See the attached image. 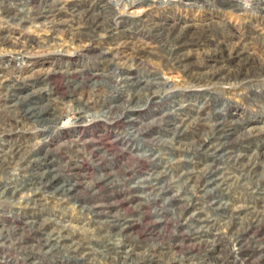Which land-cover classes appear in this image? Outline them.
<instances>
[{
	"label": "rangeland",
	"instance_id": "1",
	"mask_svg": "<svg viewBox=\"0 0 264 264\" xmlns=\"http://www.w3.org/2000/svg\"><path fill=\"white\" fill-rule=\"evenodd\" d=\"M6 80L0 264H264V0H0Z\"/></svg>",
	"mask_w": 264,
	"mask_h": 264
},
{
	"label": "bare ground",
	"instance_id": "2",
	"mask_svg": "<svg viewBox=\"0 0 264 264\" xmlns=\"http://www.w3.org/2000/svg\"><path fill=\"white\" fill-rule=\"evenodd\" d=\"M115 1V0H114ZM117 1H119V0H117ZM7 82H9V83H12V80L10 81H3L2 82V85L0 86V87H2V88H6L7 89V94H6V99H8L10 96H12L13 95V97H15V96H18V94H16V92H15V90H14V86H16L15 85V83L16 82H18V81H16L14 84L12 83V84H5V83H7ZM148 84V83H147ZM8 87V88H7ZM1 92V91H0ZM9 93V94H8ZM2 94V93H1ZM4 96H5V93H4ZM19 100H22V98L21 97H17ZM24 99H26L25 97H23ZM133 98V97H132ZM9 101V100H8ZM131 101H132V99H131ZM14 104L15 103H13V106H14ZM18 104V103H17ZM9 106V105H8ZM10 108V107H9ZM47 108V107H46ZM15 109V108H14ZM13 109V110H14ZM36 108H33V109H30V110H27L28 112H26L25 111V113H26V115L27 116H29L30 118H34V119H37L38 117H40L41 116V114L43 113V111H42V109L41 110H37ZM16 112V111H15ZM47 112V111H46ZM17 113V112H16ZM14 114V113H13ZM52 119V118H51ZM40 120V119H39ZM45 120V119H44ZM17 145V144H16ZM20 146V145H19ZM18 147V146H17ZM15 148V147H14ZM19 150L21 151V149L19 148ZM14 152V151H13ZM14 154V153H13ZM17 153H15V155H16ZM32 162V161H31ZM30 163V162H29ZM32 164V163H31ZM31 164H30V166H31ZM44 173V172H43ZM41 174V173H40ZM163 174V173H162ZM161 175V174H160ZM159 175V176H160ZM41 179V182H39V185L40 186H38V187H33V188H30V189H33V194L34 195H37L38 193H39V191H41L42 189L44 190V186L46 187V186H49L50 185V183H52V180L55 178L56 179V177L54 176H52L51 178H50V176L49 175H47V174H43V175H41V177H40ZM11 187V186H10ZM16 187V186H15ZM155 187V186H154ZM21 188V187H20ZM72 188L71 187H67V186H65V185H60V186H57L56 188H55V190H54V194H56V193H58V192H61V195L63 194V195H67V194H71L72 193ZM18 191H19V187L17 188H15L14 190H10V188L8 187V186H6V188L3 190V193H1L0 195H3L4 197L5 196H7V195H10L11 197L10 198H13V197H15L17 194H18ZM155 191V190H154ZM31 192V191H30ZM53 192V191H52ZM32 193V192H31ZM32 194V195H33ZM53 194V193H52ZM33 195V196H34ZM32 197V196H31ZM9 198V199H10ZM43 198V197H42ZM7 200V199H6ZM30 201L32 200V201H34V202H36V200H37V198H33V199H29ZM34 222V221H33ZM37 223V222H36ZM106 223V222H105ZM31 224V223H30ZM35 224V223H34ZM113 225H114V223H113ZM30 226V225H29ZM33 227H37V228H39V229H41L42 228V230H43V228H44V225L42 224V225H40L39 227L38 226H35V225H33ZM36 229V228H35ZM41 230V231H42ZM60 233V232H59ZM44 234H45V236H44ZM44 236V237H43ZM43 236L42 237H39L40 238V240L42 241V245L41 246H43L44 248L45 247H48V249L49 250H51V249H56L57 247H60V246H63L62 245V242H64L63 241V239L64 238H66V237H64V236H58V235H56L55 233H53V232H45V231H43ZM41 244V243H40ZM65 245H66V243H65ZM43 248V249H44ZM127 255V254H126ZM129 255H127V256H124L125 258L126 257H128ZM87 257V256H86ZM89 261V260H88Z\"/></svg>",
	"mask_w": 264,
	"mask_h": 264
}]
</instances>
